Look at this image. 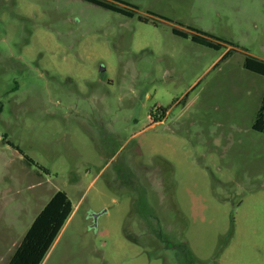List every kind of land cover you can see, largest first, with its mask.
I'll list each match as a JSON object with an SVG mask.
<instances>
[{"label":"rangeland","instance_id":"1","mask_svg":"<svg viewBox=\"0 0 264 264\" xmlns=\"http://www.w3.org/2000/svg\"><path fill=\"white\" fill-rule=\"evenodd\" d=\"M118 1L0 0V264L57 191L42 264H264V0Z\"/></svg>","mask_w":264,"mask_h":264},{"label":"trees","instance_id":"2","mask_svg":"<svg viewBox=\"0 0 264 264\" xmlns=\"http://www.w3.org/2000/svg\"><path fill=\"white\" fill-rule=\"evenodd\" d=\"M95 7L118 13L127 18H132L135 13V7L118 0H80ZM138 20L147 23L149 20L145 17H138ZM172 33L176 36L189 38L192 42L213 49H220L226 41L217 39L207 33L191 30V32L182 31L173 27ZM227 52L224 56L228 55ZM244 68L254 74L264 77V61L247 56L244 60ZM1 108V105H0ZM162 112H164L162 110ZM253 129L258 132H264V95L261 98L260 106L256 112ZM12 149L17 150L7 141ZM27 163H33L25 159ZM46 171V170H45ZM73 207L71 201L63 191L55 192L41 211L33 219L31 225L24 233L21 241L15 247L12 255L6 264H42L48 251L53 246L62 228L71 216ZM183 264H194V257L186 250L183 251Z\"/></svg>","mask_w":264,"mask_h":264},{"label":"water","instance_id":"3","mask_svg":"<svg viewBox=\"0 0 264 264\" xmlns=\"http://www.w3.org/2000/svg\"><path fill=\"white\" fill-rule=\"evenodd\" d=\"M101 70H103V69H101ZM14 154L17 155V156H19V157H21V154L18 153V152H14ZM93 219H94V221H95V219H96V216H95V215H93Z\"/></svg>","mask_w":264,"mask_h":264},{"label":"crops","instance_id":"4","mask_svg":"<svg viewBox=\"0 0 264 264\" xmlns=\"http://www.w3.org/2000/svg\"><path fill=\"white\" fill-rule=\"evenodd\" d=\"M19 157V156H18ZM62 231V230H61ZM61 233V232H60ZM59 236V235H58Z\"/></svg>","mask_w":264,"mask_h":264}]
</instances>
